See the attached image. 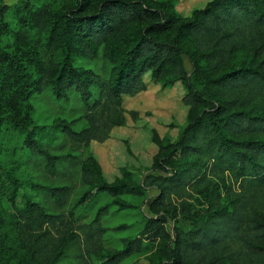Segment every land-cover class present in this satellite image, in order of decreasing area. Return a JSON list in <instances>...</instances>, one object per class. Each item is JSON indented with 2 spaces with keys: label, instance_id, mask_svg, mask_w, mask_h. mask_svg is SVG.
<instances>
[{
  "label": "trees",
  "instance_id": "trees-1",
  "mask_svg": "<svg viewBox=\"0 0 264 264\" xmlns=\"http://www.w3.org/2000/svg\"><path fill=\"white\" fill-rule=\"evenodd\" d=\"M25 6L19 16L43 31L47 48L56 53L40 59L32 89L49 88L63 98L73 92L84 107V124L64 129L73 141L106 139L111 127L124 120L122 94L144 89L147 72L167 82L181 80L187 89L182 99L189 105L188 122L177 140L158 141L152 164L158 173H147L142 181L129 174L107 181L98 176L95 163L98 177L90 182L92 173L84 170L89 185L75 205L101 192L143 195L156 189L151 214L137 234L107 246L101 223L106 204L89 221L77 220L71 209L66 223H73V230L68 231L59 227V214L27 200L17 209L15 227L34 264H57L68 247L74 252L72 264H117L148 250L144 264H264V112L259 109L264 99V0H208L188 17L178 16L170 0ZM76 55L101 58L107 69L77 64ZM184 56L191 62L190 73ZM0 62L12 79L28 73L1 49ZM24 140L32 154L54 168L56 155L30 130ZM223 173L234 185L221 190L209 176ZM198 185L207 205L193 217L190 188ZM45 189L58 204L68 201L69 186ZM178 214L190 224H173L169 230L167 222ZM0 264L18 263L0 252Z\"/></svg>",
  "mask_w": 264,
  "mask_h": 264
},
{
  "label": "rangeland",
  "instance_id": "rangeland-1",
  "mask_svg": "<svg viewBox=\"0 0 264 264\" xmlns=\"http://www.w3.org/2000/svg\"><path fill=\"white\" fill-rule=\"evenodd\" d=\"M66 1L0 0V6H3L0 12V49L7 51L28 72L25 76L19 74L12 79L11 70L0 62V252L18 264H34L30 254L18 242L15 227L17 209L27 200H37L48 212L59 214L63 220L59 227L68 231L73 230V223H66L72 218L71 209L74 218L89 221L96 209L106 204L107 212L101 216V223L106 227L103 234L105 245L119 246L121 237L136 235L145 215L151 214L149 202L156 189L150 187L143 195L111 196L101 192L75 205L89 185V181L83 178L84 170L92 173L90 182L100 175L104 180L112 181L126 174L142 181L147 173H158L152 168L158 141L177 140L189 118V105L182 99L187 91L183 82H167L147 72L143 76L144 89L134 94H122L120 109L124 120L111 127L106 139L73 141L64 129L67 126L78 129L84 124L82 102L73 92L63 98L55 96L49 88L41 91L32 89L30 79L37 73L40 59L56 53L47 48L45 33L34 25L26 24L24 14L19 16V10L28 4L58 8ZM170 1L178 16L188 17L194 8L202 7L208 0ZM24 25L26 28L22 32ZM25 32L27 35L23 37ZM183 59L190 73L191 62L185 56ZM75 63L96 70L107 69L101 58L76 55ZM259 109L264 112V99ZM29 130L49 153L56 155L54 168L47 167L45 157L32 154L25 144ZM95 163L100 171L98 176L92 168ZM209 177L221 190L226 184L234 185L233 179L226 173ZM60 185L69 186L68 201L62 205L45 189ZM199 187L201 185L190 188L193 217L207 205V198ZM173 224L188 226L190 220L178 214L167 222L169 230ZM150 254V250L133 253L117 264H144ZM74 260L73 249L68 247L57 264H72Z\"/></svg>",
  "mask_w": 264,
  "mask_h": 264
}]
</instances>
